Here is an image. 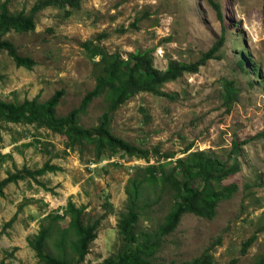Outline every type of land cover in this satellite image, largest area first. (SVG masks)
I'll list each match as a JSON object with an SVG mask.
<instances>
[{"label":"rangeland","instance_id":"374dc122","mask_svg":"<svg viewBox=\"0 0 264 264\" xmlns=\"http://www.w3.org/2000/svg\"><path fill=\"white\" fill-rule=\"evenodd\" d=\"M40 1L0 3L6 2L11 14L27 15ZM31 22V28L10 27L1 34L33 64L18 65L0 50V99L45 102L59 91L55 116L79 107L94 87L99 55L84 48L85 42L124 59L136 49H150L158 69H164L169 59L196 60L220 36L223 42L196 72H183L163 83L158 90L166 95L138 92L111 113L109 131L147 149L145 157L125 155L96 139L71 141L36 122L2 121L0 178L17 171L20 178L7 182L0 195V264H41L27 239L47 223L48 212L62 215L68 199L84 207L85 220L99 219L95 237L78 264L117 258L128 248L117 220L125 210L129 177L148 165L169 167L176 158L198 150L230 163L232 141L244 139L248 141L239 144L236 154L239 170L218 184L234 183L236 190L218 201L212 218L182 214L150 260L178 264L207 251L213 264H260L264 258V0H80L78 8L42 6ZM225 81L237 94L229 108L223 103ZM105 108L103 94L93 97L79 113L78 123L92 129ZM45 162L59 168L40 175L27 172ZM160 196L159 203L147 213L141 210L134 222L138 240L143 233L152 234L168 212L170 193L162 190ZM67 219L63 216L58 223L66 226ZM252 234L253 242L242 253L243 242ZM50 245L47 242V250L54 251Z\"/></svg>","mask_w":264,"mask_h":264},{"label":"trees","instance_id":"16d2710c","mask_svg":"<svg viewBox=\"0 0 264 264\" xmlns=\"http://www.w3.org/2000/svg\"><path fill=\"white\" fill-rule=\"evenodd\" d=\"M66 4L78 8L80 0H42L35 3L27 15L11 14L7 10L6 2H1L0 50L6 51L16 64L30 67L33 60L20 55L16 46L10 40L1 38V34L10 27L31 28L32 16L42 6L62 7ZM131 25L136 26L134 22ZM222 42L223 37L220 36L207 51L191 62L169 59L164 69L153 66L150 49L142 51L136 49L129 52L124 59L117 53H107L100 46L90 47L85 42L83 43L84 48L87 50L91 48L93 54L99 55L97 64L100 67L94 78V87L84 94L79 107L63 116H55L54 106L58 101L59 91L45 102H38L36 98L24 99L21 102L0 99V126L2 121L36 122L66 135L71 141L96 139L100 144L119 150L125 155L145 157L148 153L147 149L128 143L109 131L111 113L138 92L166 95L158 90L163 83L175 80L183 72H196L207 59L215 56ZM242 61H239L240 66H242ZM223 86V103L226 108H229L237 94L230 82L225 81ZM99 94H103L106 101V108L100 115L99 123L92 129L82 127L78 123L79 113L84 111L87 103ZM247 141V139L239 143L232 141L228 151V158H231L230 163L217 158L212 152L198 150L176 158L173 165L169 167L152 164L129 177L124 188L125 210L119 213L117 220L118 232L125 239L128 248L119 253L117 258L109 257L95 264H155L150 260L152 252L160 245L161 239L174 230L182 214L192 213L199 217L212 218L218 201L228 198L236 190L234 183L222 186L218 184L239 170L236 159L238 146ZM164 155L167 158L172 157L171 153ZM58 168L56 165L45 162L35 171L27 172L40 175L45 171ZM17 178H20L18 171L0 178V195L3 193V186ZM162 190L170 193V208L152 234L143 233L138 240L133 231V224L138 215L142 213L141 210L147 213L148 209L159 203ZM150 191L151 197L148 196ZM83 212V206L77 207L68 199L62 215L48 212L44 216L47 223L41 224L37 233L27 239L28 246L35 252L41 264H78L83 260L95 237V230L99 223V219L85 220ZM63 216L68 218L66 226L58 223ZM254 238L255 235L252 234L243 242L242 253L246 251ZM47 242L51 243L50 246L54 248V251L47 250ZM178 264H213V261L211 255L205 251L198 257ZM260 264H264V258L261 259Z\"/></svg>","mask_w":264,"mask_h":264}]
</instances>
